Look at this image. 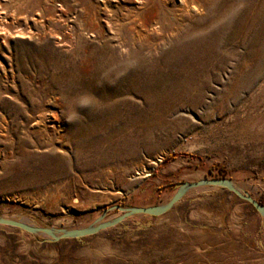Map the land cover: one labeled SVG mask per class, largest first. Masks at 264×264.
<instances>
[{
    "label": "rangeland",
    "instance_id": "rangeland-1",
    "mask_svg": "<svg viewBox=\"0 0 264 264\" xmlns=\"http://www.w3.org/2000/svg\"><path fill=\"white\" fill-rule=\"evenodd\" d=\"M212 178L264 205V0H0V216L89 226ZM0 264H264V220L204 187L78 239L0 225Z\"/></svg>",
    "mask_w": 264,
    "mask_h": 264
},
{
    "label": "water",
    "instance_id": "water-1",
    "mask_svg": "<svg viewBox=\"0 0 264 264\" xmlns=\"http://www.w3.org/2000/svg\"><path fill=\"white\" fill-rule=\"evenodd\" d=\"M234 182L226 178H212L201 179L195 182H183L174 191L172 197L163 204H157L154 206H140V207H119L115 206L120 214L112 219L104 220L103 217H99L92 224L83 228H49V227H37L27 225L21 222L2 219L0 218V225H6L15 227L33 235L45 236L50 241H60L65 239H78L86 236L97 234L98 232L114 227L128 218L135 216H151L158 217L166 214L170 211L175 204L182 200L188 193L204 187L222 188L228 192L234 194L237 198L245 203L250 204L253 209L264 220V205L259 201H256L252 196L246 192L240 191L233 184ZM106 213V211H105Z\"/></svg>",
    "mask_w": 264,
    "mask_h": 264
},
{
    "label": "bare ground",
    "instance_id": "bare-ground-1",
    "mask_svg": "<svg viewBox=\"0 0 264 264\" xmlns=\"http://www.w3.org/2000/svg\"><path fill=\"white\" fill-rule=\"evenodd\" d=\"M155 25V23H153ZM166 152H163L161 154H159L158 156H156L155 158H153L151 161H152V164H153V167L151 168H147V167H143V169L140 171H137V173L135 174V177H142V178H145V177H148L149 176V172L156 166L158 165L159 163L162 162V159L166 156ZM234 184V183H233ZM234 186L236 188H238L240 191L242 192H247L248 190H255L256 189V185L252 184L251 181H248V182H244L240 185L238 184H234ZM172 197V196H171ZM170 199V198H169ZM115 217V216H114ZM0 218L2 219H8V220H13V221H17V222H21V223H24V224H27V225H31V226H34L31 221L25 217H20V218H17V217H8V216H0ZM83 227H86V226H80V227H69V228H83Z\"/></svg>",
    "mask_w": 264,
    "mask_h": 264
},
{
    "label": "clouds",
    "instance_id": "clouds-1",
    "mask_svg": "<svg viewBox=\"0 0 264 264\" xmlns=\"http://www.w3.org/2000/svg\"><path fill=\"white\" fill-rule=\"evenodd\" d=\"M95 99L96 98L91 94H82L75 97L73 101V108L67 113L65 120L70 123L76 121L80 116L78 109L91 107Z\"/></svg>",
    "mask_w": 264,
    "mask_h": 264
},
{
    "label": "built area",
    "instance_id": "built-area-1",
    "mask_svg": "<svg viewBox=\"0 0 264 264\" xmlns=\"http://www.w3.org/2000/svg\"><path fill=\"white\" fill-rule=\"evenodd\" d=\"M164 160V158L162 159V161ZM157 166V165H156ZM156 166L149 172V176H151V174L154 172Z\"/></svg>",
    "mask_w": 264,
    "mask_h": 264
}]
</instances>
